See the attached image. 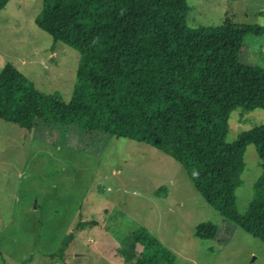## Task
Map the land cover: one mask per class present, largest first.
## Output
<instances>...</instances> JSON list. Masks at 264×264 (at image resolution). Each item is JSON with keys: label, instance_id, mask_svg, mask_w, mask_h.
<instances>
[{"label": "rangeland", "instance_id": "rangeland-1", "mask_svg": "<svg viewBox=\"0 0 264 264\" xmlns=\"http://www.w3.org/2000/svg\"><path fill=\"white\" fill-rule=\"evenodd\" d=\"M169 0L186 6L192 28L257 25L264 0ZM45 0H10L0 12V72L11 63L41 93L73 97L81 52L37 24ZM239 60L264 68V35H248ZM264 125V110L235 111L228 143ZM239 214L262 174L253 145L245 153ZM120 176V179L118 178ZM217 226L213 240L196 230ZM141 230L175 264H264V243L216 212L186 169L158 149L78 125L36 122L30 131L0 119V264H134Z\"/></svg>", "mask_w": 264, "mask_h": 264}, {"label": "trees", "instance_id": "trees-1", "mask_svg": "<svg viewBox=\"0 0 264 264\" xmlns=\"http://www.w3.org/2000/svg\"><path fill=\"white\" fill-rule=\"evenodd\" d=\"M8 2L0 0V11ZM168 2L45 0L39 27L81 52L73 97L65 103L39 92L9 63L0 73V119L28 131L36 122L78 125L150 145L186 169L216 212L264 243V125L226 141L235 111L264 110V68L239 60L245 38L264 29L228 23L192 28L187 7ZM250 145L262 174L241 215L236 191ZM217 229L204 224L195 234L213 240ZM136 242L143 250L134 264H175L148 231Z\"/></svg>", "mask_w": 264, "mask_h": 264}, {"label": "crops", "instance_id": "crops-1", "mask_svg": "<svg viewBox=\"0 0 264 264\" xmlns=\"http://www.w3.org/2000/svg\"><path fill=\"white\" fill-rule=\"evenodd\" d=\"M9 2H10V0H9ZM9 2H8V4H9ZM8 4H7V5H8ZM5 8H6V7H5ZM5 8H4V9H5ZM4 9H2L1 11H3ZM1 11H0V12H1ZM8 64H9V63H4V67L1 69V72L6 68V66H7ZM17 70H18V68H17ZM18 71H19V70H18ZM1 72H0V73H1ZM21 74H22V73H21ZM24 77H25V76H24ZM25 78H26V77H25Z\"/></svg>", "mask_w": 264, "mask_h": 264}, {"label": "water", "instance_id": "water-1", "mask_svg": "<svg viewBox=\"0 0 264 264\" xmlns=\"http://www.w3.org/2000/svg\"><path fill=\"white\" fill-rule=\"evenodd\" d=\"M118 178L120 179V176L118 175Z\"/></svg>", "mask_w": 264, "mask_h": 264}]
</instances>
